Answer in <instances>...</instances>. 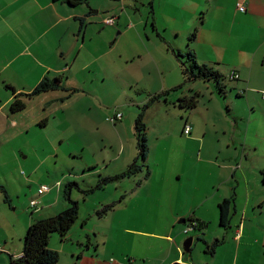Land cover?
<instances>
[{
  "label": "crops",
  "instance_id": "0c3cea01",
  "mask_svg": "<svg viewBox=\"0 0 264 264\" xmlns=\"http://www.w3.org/2000/svg\"><path fill=\"white\" fill-rule=\"evenodd\" d=\"M23 1L10 0L9 2V4L17 2V4L9 7L11 18L19 21L22 17H25L17 24L21 28L28 30L32 35V37L24 40L19 54L23 55L24 59L25 56H31L37 64H41V60H44L47 64L46 71L38 73L33 77L32 82H25L22 88L19 89V93H30L46 76H50L49 73L51 72L54 74L52 77L62 76L67 73L68 75L67 77L65 76L66 80L64 81L69 86V73L71 78H76V65L82 57V53L90 51L93 42V39H91L93 37L88 34V24L91 25L93 20L88 18L86 6H79L77 9H73L64 1L31 0L33 5L29 7ZM117 1L113 0L110 8V10L117 9L113 15L117 20L114 25H108L109 27L107 28L108 35H111V39L107 42L109 46H105V50L100 55H94L93 59L87 62V64H90L93 61H99L103 55L112 54L117 46L118 49L121 46L126 48L120 51L118 58H112L108 62V65H110L109 75L114 78L116 88H123L125 91L135 88L137 93L144 92L148 96L172 89L184 82L174 51L192 50L201 65L213 66L226 77V93L228 94L230 91L236 92L237 97H242L243 95L249 101V107L253 113L256 106L254 101L260 100V95L264 96V0H129L128 3L121 1V3H124L122 5L116 4ZM239 2L245 4V11L238 9L237 4ZM140 7H148V12L152 15V18L150 16L147 17L151 18L153 31L160 42L157 44L153 41L154 38L150 40V43H154L157 49L156 54L150 49L151 46L144 38L149 36L142 31V19L136 18L130 12V9H132L135 15L138 12L143 15ZM124 9H129L126 14ZM13 10H15V13H13ZM77 18H85L86 29H83L81 22ZM147 25L148 20L144 23L145 27ZM132 29L137 32V41H131V43L126 45L120 44L119 39ZM193 33L195 38L190 42L189 37ZM185 46L187 48L183 50ZM121 57L126 62L124 68L120 65ZM232 71H236L239 74L237 79L229 78V73ZM71 84L76 86V88L79 86L75 81H71ZM197 88L192 82L186 86L182 93L165 100L162 107L173 106L176 108L177 104L179 105L180 103L179 101L186 96L189 97L192 92L200 94ZM208 88L212 94L215 93L214 88L211 89V86H208ZM81 89H84V85L81 86ZM54 93V91H51L42 94L47 98L46 105H53V102L64 96V94L53 96ZM250 94L257 96L252 97ZM176 96L179 101H175ZM1 108L3 109L2 106ZM236 111L237 114L235 113L234 117L226 121L229 128L221 127L222 124L216 125V131L220 136L213 143H206L207 132H198L197 122L194 118L191 115L186 117L181 112L180 116L181 120H183L181 132L184 135V140L189 142L190 149L184 151L183 161L179 163L176 156H172L169 144L160 138L161 152L159 161L153 164L160 167V172L163 175L161 193L159 194L158 189L155 190L159 194V198L153 201H136L133 204L140 211V214L137 216L135 211L130 210L131 214L124 216V224H129V220L134 223L135 221L146 223L143 226L147 228L142 231L137 229L129 230L132 231L135 239H140L143 245L145 244L143 249L122 251L119 256L115 257L109 256L105 252L102 253L100 242H98L99 245L95 250L91 246L92 244L89 248L83 247L82 252L77 256V258L79 257L77 263L174 264L176 262H184L186 264H239V254L242 250L247 255L252 252L259 253L261 259L258 264H264V164L260 165L256 159L252 160L250 156L247 157V148L236 135V133H240L243 118L240 112ZM252 113L249 116L251 122L252 118H254ZM228 114L230 115V113ZM92 122L93 124H98L96 120H92ZM145 122H148L146 115ZM187 123L192 125L190 134H185ZM253 123L258 135L249 141V146L257 149V152L260 153L264 150L261 146V144H264V133L259 132L261 125L258 120ZM15 125V121L10 123L11 127ZM46 125L47 121H45ZM121 127L122 124L118 129ZM201 134H204L205 138ZM128 148L130 150L129 153H126V147L123 146V149L119 150L111 158V161L122 162L121 167L116 170H125L136 161L138 154L135 157L131 138H129ZM242 157L244 158L243 160L241 159ZM147 161L149 163L151 161L150 152ZM148 165L149 174L147 176L144 174L145 182L138 186L141 189H144L146 187L145 183H149L150 179H152L151 167L150 164ZM127 179L132 180V177ZM40 185L42 183L38 187ZM48 185L52 188L50 192L42 196L37 191L35 196H31L30 201L32 199L38 200L40 197L41 201H38L39 205L36 208H31L29 205L31 214L25 222L21 221L23 223L21 224L20 238H17L18 235H15L12 231L11 237H6L4 243L0 245L4 251L21 256L26 230L36 217L40 214L43 215L44 211H58L61 209L56 208L65 207L64 202H61L60 198L56 199L54 197L55 192L53 191L56 190L58 192L63 183L61 181L56 183L50 181ZM236 187L238 190H236ZM202 189L205 190V195L201 199H196V193H199ZM136 191L137 185L133 189V192ZM165 191H168L170 195L167 201H164ZM234 193L237 195L236 203L231 206V209H236L235 215L237 210H240L241 213L239 215H242V217L234 231V240L240 241L236 246L235 252L232 253V255L234 254L233 259L226 261L225 258L223 262H217L221 245L215 248L214 253L208 259L197 254L194 259H190L188 254L184 252L185 239H181L182 234H185V226L192 219H198L201 224L200 227L207 226L208 222H218V227L221 226L219 205L224 199L231 198ZM59 194L60 191L58 192V197H60ZM126 195L127 191L119 200L121 203L124 200L123 196ZM240 198L243 201L241 206L239 204ZM5 201L0 191V207H5ZM47 201L48 203H46ZM209 201L210 206L209 208L207 207V210L197 208L207 205ZM111 204L117 206L116 201ZM249 209H253L255 219L247 217ZM144 212L151 213L152 218L149 221L143 218L150 217L144 215ZM235 215L229 218L231 225L225 231L226 233L229 231L233 232L232 222ZM0 221H2L1 217ZM5 223H9V221L4 219L0 223L1 230L4 227L2 224ZM160 224H162V231H156L155 229ZM179 224L183 225L179 226ZM124 227L128 229L127 225ZM81 230L84 231L85 228L79 226L78 239L80 243H84L83 237L80 236ZM246 230L249 231L250 238H245L244 233ZM91 233L89 232L88 234ZM226 233L224 234L223 231L219 230L218 233L208 237V239L211 242H214L215 239H220L224 241L222 245L228 244L229 235ZM11 239L12 241H10ZM10 242H12L14 248L9 244ZM253 243L258 245L257 248L252 249ZM51 247L58 249L56 243L53 245V240H51ZM0 262L1 264H7L6 257L0 256Z\"/></svg>",
  "mask_w": 264,
  "mask_h": 264
},
{
  "label": "rangeland",
  "instance_id": "374dc122",
  "mask_svg": "<svg viewBox=\"0 0 264 264\" xmlns=\"http://www.w3.org/2000/svg\"><path fill=\"white\" fill-rule=\"evenodd\" d=\"M88 1L87 4L80 6H86L88 18L93 20L91 25L88 24V34L93 37L91 38L93 39L92 46L90 51L82 53V57L76 65V78H71L69 73V86L76 87L71 84V81H75L79 85L77 87L79 91L64 102L56 100L53 105H46L47 98L45 95L37 96L28 101L25 110L12 113L10 102L20 92L19 89L22 88L25 82H32L33 77L38 73L46 71L47 63L41 60L42 63L37 64L31 56H25L24 59L23 55L19 54L24 40L32 37V35L28 30L21 28L17 24L25 17H22L19 21L11 18L9 7L17 4V2L9 4L10 0H0V181L7 188L10 196V201H5L4 203L5 207H0L2 221L4 219L9 221V223L2 224L4 226L3 230L0 229V245L4 243L6 237L12 234V231L15 235H18L17 238H20L21 224L31 214V210H29L31 196L36 195L37 187L40 183L48 184L50 181L54 183L61 181L63 185L59 189L60 197H58L59 191H53L55 192L54 197L56 199L60 198L65 206L63 195L65 185L70 181L77 182L79 185L73 187L71 197L79 202L78 221L71 229L68 236L69 239L63 244L58 233H54L52 238L53 245L56 243L61 253L58 264L77 262L79 258L77 256L82 252L83 247H86V234L89 232H92L91 246L99 245L98 242H100L101 252H105L109 256L117 257L122 251L143 249L145 244L143 245L140 239H135L134 234L129 230L137 229L142 231L147 228L143 226L146 223L137 221L134 223L129 220V224H124V216L131 214V211H135L137 216L140 214V211L133 204L136 201H153L159 198L163 175L160 172V167L153 164L159 161L161 152L160 138L169 144L172 156H176L179 163L183 161L184 151L190 149L189 142L184 140V135L181 132L183 123L180 116L181 112L186 117L191 115L194 118L197 122L198 132H207L206 138L204 134H201L205 138L206 143H213L220 136L216 131V125L222 124L221 127L229 128L226 121L234 117V114H237L236 110H238L243 118L240 133H236V135L241 139L242 144L246 146L247 157L250 156L252 160L256 159L260 165L264 164V150L258 153L257 149L249 146V141L258 135L253 123L255 120H258L261 125L259 132L264 133V96L260 95V100L254 101L256 106L252 113L249 101L243 95L242 97H237L236 92L230 91L227 94V98L223 100L216 93L213 92L214 94H212L208 88V86H211V89L213 88L210 83L197 80L193 84L198 87L197 89H199L201 96L199 105L194 111H184L185 108H182L180 103L179 105L177 104L176 108L173 106L162 107L165 98L152 102V105L150 106L149 104V107L145 109L146 120L148 121L146 122L148 126V142L151 147V161L150 163L149 161L147 162L150 164L152 171V179H150L149 183H145L146 187L144 189L138 187L145 182L144 174L146 171L144 170L143 173L132 176V180L127 178L120 181L114 180L104 183L102 185L103 188H96L92 193H84L82 190L96 186L101 176L119 171L116 169L121 167L122 162L111 161V158L119 150H122L123 146L126 147V153H129V138H131L133 152L136 157L138 148L134 127L135 118L138 115V111H142L144 105L152 97L144 92L137 93L135 88L126 91L123 88H116L114 78L109 75L110 65H108V62L112 58H118L120 51L126 48L121 46L118 49L117 46L112 54L103 55L99 61L87 64L89 60L93 59L94 55H100L105 50V46H109L107 43L111 39V35L109 36L107 31L109 26L104 25L103 21L105 18L113 16L117 11V9L110 10L113 0ZM121 1L129 2V0H118L116 4H124ZM23 2L29 7L33 5L31 0H24ZM66 6L68 7L67 4ZM78 7L75 6L73 9ZM140 9L143 15L139 12L135 15L132 9H130V12L136 18L142 19V31L149 36L144 38L151 46L150 49L156 54L157 49L154 43H150V40L154 38L153 41L157 44L160 42L153 31L152 15L148 12V7H140ZM97 10L99 12L95 13ZM124 10L126 14L129 9ZM14 11L13 13H15ZM146 20H148L147 27L144 26ZM86 28L87 23L85 22L83 29ZM137 39V32L132 29L119 40L120 44L126 45L131 43V41H137ZM186 48L185 46L183 50ZM121 59L120 65L124 68L126 62L124 58L121 57ZM49 74L51 77L54 75L52 72ZM67 75L65 73L62 76L67 77ZM82 85H84V89H81ZM13 88L16 92H14ZM54 92L53 96L65 94L62 90ZM250 96L257 95L250 94ZM175 101H179L177 96ZM227 105L231 109L230 115L227 112ZM160 108L161 110L159 111ZM116 109L121 110L124 117L121 122L114 125L107 121V117L113 114ZM251 113L254 115L252 122L249 118ZM44 120L47 121L46 126L42 124ZM92 120H96L98 124H93ZM12 121L16 123L14 127L10 126ZM191 121L193 120L191 119ZM121 124L122 127L118 129ZM261 146L264 149V144H261ZM241 159L243 160L244 158L242 157ZM92 167H95V169H90ZM136 185L137 191L133 192ZM156 189L159 190V194L155 191ZM236 190H238L237 187ZM125 191H127V195L123 196L124 200L121 203L119 200H121ZM165 192L164 201H167L170 195L168 191ZM1 194H3L4 198L6 197L2 191ZM203 195H205L204 189L196 193V199H201ZM40 198L38 201H41ZM113 201L117 202V206L115 205L103 217H99V210H102L104 206L111 204ZM242 203V198H240V206ZM209 206L210 201L207 205L197 208L207 210ZM62 208L63 206H60L56 209L62 210ZM56 211H44L43 215H38L36 219L47 217V215L56 213ZM237 213L232 222L233 232L229 231L226 233L225 229L218 227V222H208L205 227L196 228L189 234H182V240L190 235L195 236L192 246L193 257L197 254L208 259L212 253H208L205 250L207 245L206 243L202 245V241L204 237L208 239V237L218 233L220 230L224 234L229 235V242L220 246L217 262H223L225 258L226 261L233 259L234 254L232 255V253L235 252L236 246L240 241L234 240L236 225L239 224L242 217V215H239L241 213L240 210H237ZM256 213L258 215V211ZM144 215L150 216L147 218L143 217L148 221L152 218L150 212H144ZM247 217L255 219L253 209L247 211ZM246 223L248 224L247 221ZM125 225L128 226V229H125ZM182 225L179 224V226ZM79 226L85 228L84 231H80V236L83 237L84 243H80L78 239ZM155 230L162 231V224ZM244 234L245 238L251 237L248 230ZM198 237H202V239L197 241L196 238ZM9 244L14 248L12 242ZM257 246L256 243H253L252 249L257 248ZM0 256H5L7 264H9V253L7 251L3 250L0 252ZM260 259L259 253L252 252L247 255L241 250L238 261L239 264H258Z\"/></svg>",
  "mask_w": 264,
  "mask_h": 264
},
{
  "label": "trees",
  "instance_id": "16d2710c",
  "mask_svg": "<svg viewBox=\"0 0 264 264\" xmlns=\"http://www.w3.org/2000/svg\"><path fill=\"white\" fill-rule=\"evenodd\" d=\"M55 1H64L71 7L80 6L87 4L88 0H55ZM84 28L85 18H77ZM195 34H191L189 41H193ZM174 55L179 62V66L184 77V82L172 89L166 90L164 92L154 94L150 97V100L142 108L143 110L138 113V116L135 121V134L137 138L138 146V157L136 161L133 162L127 169L115 172L112 174H107L106 176H101L98 180L96 186H91L89 189L82 190L84 193L89 194L95 191L96 188H103V184L107 182H112L114 180L120 181L121 179L132 177L143 173L145 170V175L149 174V165L147 164L150 146L148 142V126L145 122V109L152 105V102L158 101L162 98L167 100L169 97L182 93L187 85L195 82L197 80H203L204 82L210 83L215 93L223 100L227 98V84L226 77L222 75L216 68L206 64H200L197 56L192 50L185 51H174ZM66 77L56 76L50 77L46 76L30 93H18L15 95L13 101L11 102L10 110L12 113L23 111L27 108V102L32 100L34 97H37L42 94L49 93L51 91L62 90L65 94L59 100L66 101L72 95L79 91L76 87L68 86L64 81ZM11 87V86H9ZM14 89V88H13ZM14 92L16 90L14 89ZM200 94L197 92H192L189 97H185L180 100L182 108H185V111H194L198 104ZM227 112L231 113L230 107L227 105ZM45 126V121L42 122ZM90 169H95L92 167ZM264 179V173H263ZM77 182L70 181L65 185L64 188V201L65 207L56 212L50 213L47 217L35 219L28 227L27 232L24 236L23 242V253L21 256H17L9 253V264H58L60 261L61 253L59 249H54L51 247V240L54 236V233L60 235V240L62 244L66 242L69 238L71 229L74 227L75 223L79 218V202L75 201L71 197V193L74 186H78ZM0 191L5 193L6 201H10L8 196V191L5 185L0 181ZM236 193L231 198L224 199L223 202L219 205V210L221 213L220 225L223 227H229L231 225L228 218L229 212L232 205H235ZM115 207V204H108L99 210V217H103L110 210ZM236 210L235 208H233ZM199 222L200 221L196 219ZM87 235V243L85 248H89L92 244V234ZM224 241L220 239H215L213 242V248L208 253H214L215 248L219 245H222ZM98 247V244L93 246V249ZM75 257V256H74ZM71 264H78L73 262ZM151 264V263H150Z\"/></svg>",
  "mask_w": 264,
  "mask_h": 264
},
{
  "label": "built area",
  "instance_id": "2783aa9c",
  "mask_svg": "<svg viewBox=\"0 0 264 264\" xmlns=\"http://www.w3.org/2000/svg\"><path fill=\"white\" fill-rule=\"evenodd\" d=\"M237 7L240 11H245L246 10V6L243 2H239L237 4ZM117 18L110 16L105 18V20L103 21L104 24L106 25H114L116 23ZM239 77V74L236 71H232L229 73V78L230 79H237ZM123 112L119 109H116L113 114H110L107 117V121L111 122L112 124L116 125L118 122L123 120ZM192 130V125L190 123H187L185 126V134H190ZM51 186H49L48 184H42L38 187V194L39 195H44L47 192L51 191ZM39 205L38 200L36 199H32L30 201V207L31 208H36ZM199 226V222L196 219H192L190 222L187 223V225L185 226L184 229V233L185 234H189L192 230L196 229ZM239 237V236H238ZM3 251V248L0 247V252ZM150 264V263H148Z\"/></svg>",
  "mask_w": 264,
  "mask_h": 264
},
{
  "label": "water",
  "instance_id": "95a60500",
  "mask_svg": "<svg viewBox=\"0 0 264 264\" xmlns=\"http://www.w3.org/2000/svg\"><path fill=\"white\" fill-rule=\"evenodd\" d=\"M99 11L97 10L95 13H98ZM219 228H222V229H225L227 230L228 227H223V226H219ZM202 238V237H200ZM199 237L196 238L197 241L201 240ZM194 240H195V236L194 235H190L188 236L185 241H184V252L185 254H188V257L190 259H194L193 257V252H192V246H193V243H194ZM174 264H186L184 262H176Z\"/></svg>",
  "mask_w": 264,
  "mask_h": 264
},
{
  "label": "flooded vegetation",
  "instance_id": "af4514ba",
  "mask_svg": "<svg viewBox=\"0 0 264 264\" xmlns=\"http://www.w3.org/2000/svg\"><path fill=\"white\" fill-rule=\"evenodd\" d=\"M234 215H235V211L233 209H231V211L229 212L228 218L233 217ZM200 239H202V238H200ZM203 243H206V245H207V247L205 248L206 251L212 250V248H213V242L209 241L207 238L204 237V239L202 241V245H203Z\"/></svg>",
  "mask_w": 264,
  "mask_h": 264
}]
</instances>
